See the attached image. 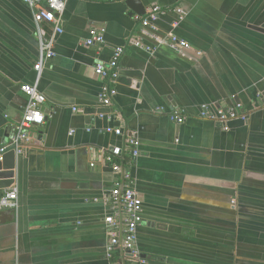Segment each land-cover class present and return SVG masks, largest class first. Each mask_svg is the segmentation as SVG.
I'll return each instance as SVG.
<instances>
[{
    "label": "crops",
    "instance_id": "0c3cea01",
    "mask_svg": "<svg viewBox=\"0 0 264 264\" xmlns=\"http://www.w3.org/2000/svg\"><path fill=\"white\" fill-rule=\"evenodd\" d=\"M127 1L67 0L37 83L46 119L17 157L16 209H0V264H114L103 219L115 177L100 153L120 147L127 161L132 134L146 264H264V0H138L144 15ZM153 7L164 12L156 32L136 21ZM91 29L103 44L85 45ZM39 32L52 35L20 0H0L1 145L25 108L20 86L36 83ZM118 47L113 79L96 76ZM104 87L116 92L110 106ZM202 104L247 118L222 127L198 117ZM177 109L180 125L166 116Z\"/></svg>",
    "mask_w": 264,
    "mask_h": 264
},
{
    "label": "built area",
    "instance_id": "2783aa9c",
    "mask_svg": "<svg viewBox=\"0 0 264 264\" xmlns=\"http://www.w3.org/2000/svg\"><path fill=\"white\" fill-rule=\"evenodd\" d=\"M32 11V17L36 24H47L52 29V35L47 37L39 32L40 47L38 59L33 67L36 73V83L34 85H21L20 91L26 98L25 108L20 117V121L14 133L9 137L7 144L0 146V159L9 151H13L16 157L23 155L25 144L30 141L29 131L44 124L46 114L43 111L45 98L37 90V83L42 75V71L47 61L54 56L52 46L54 37L63 33L62 22L63 14L66 8L67 0H20ZM164 13L159 7H153L142 19L136 17V21L140 22L142 28H149L156 32L155 21L159 14ZM178 17L172 23V27H176L179 22L184 19V13L179 9L176 11ZM166 38L171 47L176 49L188 50L189 44L177 38L174 34L168 33ZM104 37L94 29L88 32V38L85 40L86 46L101 45ZM148 52H151L147 48ZM124 50L120 47L113 52L112 59L109 63V69L103 64H98L94 68L96 76L102 79H113L114 71L118 67V62ZM200 55V53H197ZM115 90L104 87L99 93V99L104 106H110L112 96ZM73 111H77L75 108ZM157 114H162V110H157ZM167 119L180 125L184 123L185 116L181 110H173L167 113ZM198 117L201 120L210 121L225 127L227 123L236 119L247 118L246 115L240 114L235 107L218 108L207 104L199 106ZM89 131V130H87ZM117 136L121 135V129L113 130ZM126 145L129 147V159L126 161L123 157L124 151L120 147H112L101 151L104 162L109 163L111 173L115 179L108 196L105 199L111 214L103 219L106 233L105 255L109 261H112L117 253L119 261L114 264H146L145 258L137 247V230L142 223L140 215L142 201L134 188L133 180L128 167L139 157V139L136 135L126 138ZM100 155V156H101ZM95 166L94 160L90 163V167ZM17 189L11 187L4 191L0 197V209H13L17 207Z\"/></svg>",
    "mask_w": 264,
    "mask_h": 264
},
{
    "label": "water",
    "instance_id": "95a60500",
    "mask_svg": "<svg viewBox=\"0 0 264 264\" xmlns=\"http://www.w3.org/2000/svg\"><path fill=\"white\" fill-rule=\"evenodd\" d=\"M127 5L139 15H144V9L138 0H128ZM260 32L264 33V30L258 29ZM46 119V118H45ZM8 137L4 131H0V145L2 138ZM16 161L17 157L13 151H9L4 154L0 159V197L4 191L10 189L15 184L16 177Z\"/></svg>",
    "mask_w": 264,
    "mask_h": 264
},
{
    "label": "trees",
    "instance_id": "16d2710c",
    "mask_svg": "<svg viewBox=\"0 0 264 264\" xmlns=\"http://www.w3.org/2000/svg\"><path fill=\"white\" fill-rule=\"evenodd\" d=\"M112 261H113V263H116L119 261V255H117V253H116V255Z\"/></svg>",
    "mask_w": 264,
    "mask_h": 264
}]
</instances>
